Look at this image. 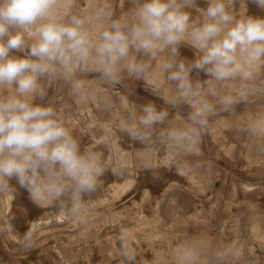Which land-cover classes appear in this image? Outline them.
Instances as JSON below:
<instances>
[{
	"label": "clouds",
	"instance_id": "clouds-1",
	"mask_svg": "<svg viewBox=\"0 0 264 264\" xmlns=\"http://www.w3.org/2000/svg\"><path fill=\"white\" fill-rule=\"evenodd\" d=\"M204 3L129 0L128 13L117 17L106 0L87 8L77 7L76 0H0V199L22 189L35 206L55 209L86 227L101 179L109 172L124 179L115 143L104 151L82 145L66 106L50 95L67 86L76 104L96 101L97 89L82 79L89 73L112 88L143 82L165 105L186 112L177 123L152 101L134 108L127 95H120L127 115L119 131L141 146L145 162L157 142L199 155L202 137L214 132L220 112L264 94V16L236 11L237 3L264 10V0ZM182 48L193 58L182 55ZM165 122L168 127L156 132ZM245 127L264 141V108L248 113ZM257 147L264 150V144ZM13 219L0 217V233L14 232ZM131 238L122 227L117 239L129 262L134 259ZM34 244L31 230L21 236L23 249ZM231 255L240 253L233 249ZM180 259L200 264L198 246L182 248Z\"/></svg>",
	"mask_w": 264,
	"mask_h": 264
},
{
	"label": "rangeland",
	"instance_id": "rangeland-1",
	"mask_svg": "<svg viewBox=\"0 0 264 264\" xmlns=\"http://www.w3.org/2000/svg\"><path fill=\"white\" fill-rule=\"evenodd\" d=\"M93 2L76 0L80 8ZM106 2L117 17L130 10L129 0ZM199 4L206 6L204 0ZM236 11L264 16L253 3L248 9L237 3ZM181 54L193 58L187 48ZM94 77L89 73L82 79ZM126 83L125 90L103 84L115 107L124 94L170 108L146 91L143 82ZM50 95L64 106L67 86ZM66 108L82 145L104 151L106 144L115 143L123 157L124 179L111 172L101 179L102 187L88 205L86 227L55 209L35 206L22 189L11 201L0 199V217L14 216L15 229L0 233V264H183L180 252L189 244L198 246L200 264H264V150L257 147L264 141L251 137L245 127L247 114L264 108V94L237 104L231 112H220L213 121L214 132L202 137L199 155H184L157 142L147 162L141 146L119 131L124 119L119 109L109 121L100 117L97 107L86 105L80 113L75 106ZM185 115L170 108L174 122ZM166 127L168 122L158 125L156 132ZM128 178L132 184L123 189ZM122 227L132 232L131 262L121 255L117 237ZM29 230L35 244L25 250L20 238ZM233 249L239 251L238 258L231 255ZM214 254L227 258L220 262Z\"/></svg>",
	"mask_w": 264,
	"mask_h": 264
},
{
	"label": "crops",
	"instance_id": "crops-1",
	"mask_svg": "<svg viewBox=\"0 0 264 264\" xmlns=\"http://www.w3.org/2000/svg\"><path fill=\"white\" fill-rule=\"evenodd\" d=\"M86 82H88V84H90L91 87L97 89V99H96V101L90 102L87 105H90V106H93V107H97L98 110H99V115H100V117L103 120H109V121L113 120L116 117V115H117L116 111L118 109L120 110V112L123 115V117L124 118L126 117L127 114L121 108L120 103L119 104L117 103L119 106L115 107L114 106V99L112 97L108 96V93L103 91V89H102L103 88V84L102 83H100L95 77H94V79H92V81L90 79V81H86ZM116 87H118V85ZM123 90H125L124 87H123ZM65 100H66V103L64 104V106H66V107L67 106H75V107H77V111H76L77 113H80V111L82 109H84L85 106H86V105H78V104H76L73 101V99L68 94H67V97H66ZM105 100H107L109 102L110 106H109V104L105 103ZM140 102H141V104H140ZM146 102L147 101L144 102L143 99L140 98L139 96H136L134 98L132 97V98L129 99V105L131 107H134V108H139L140 105H143ZM165 109H167L170 112V108H165ZM66 115L68 117H69V115H71L70 112L67 110V108H66Z\"/></svg>",
	"mask_w": 264,
	"mask_h": 264
},
{
	"label": "bare ground",
	"instance_id": "bare-ground-1",
	"mask_svg": "<svg viewBox=\"0 0 264 264\" xmlns=\"http://www.w3.org/2000/svg\"><path fill=\"white\" fill-rule=\"evenodd\" d=\"M132 184V179H126L124 182H123V184L121 185L122 186V188L124 189V188H127L128 186H130ZM8 201H11V199H12V196H9L8 198ZM51 216V215H50ZM44 217V216H43ZM47 218H49V217H47ZM35 226V225H34Z\"/></svg>",
	"mask_w": 264,
	"mask_h": 264
},
{
	"label": "built area",
	"instance_id": "built-area-1",
	"mask_svg": "<svg viewBox=\"0 0 264 264\" xmlns=\"http://www.w3.org/2000/svg\"><path fill=\"white\" fill-rule=\"evenodd\" d=\"M116 92H117V93H120V88H118V89L116 90Z\"/></svg>",
	"mask_w": 264,
	"mask_h": 264
}]
</instances>
